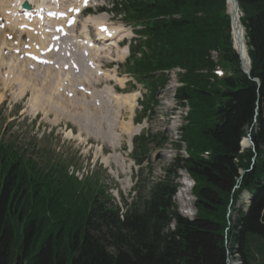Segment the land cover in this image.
Segmentation results:
<instances>
[{
  "label": "trees",
  "instance_id": "16d2710c",
  "mask_svg": "<svg viewBox=\"0 0 264 264\" xmlns=\"http://www.w3.org/2000/svg\"><path fill=\"white\" fill-rule=\"evenodd\" d=\"M237 1L250 75L233 50L227 0L117 4L139 37L128 71L150 88L151 104L168 84L164 72L179 68L185 73L175 100L190 106L176 148L180 154L185 146L188 157L179 155L122 216L107 191L84 193L75 178L63 177L66 169L39 167L27 158L28 146L0 133V264H227L232 252L241 264H264V0ZM213 52L233 70L221 82ZM249 133L255 148L243 150ZM144 136L138 143L145 146ZM135 150L142 163L147 150ZM182 170L195 182L192 220L175 202ZM244 192L250 205L236 208ZM231 207L237 218L227 232Z\"/></svg>",
  "mask_w": 264,
  "mask_h": 264
},
{
  "label": "rangeland",
  "instance_id": "374dc122",
  "mask_svg": "<svg viewBox=\"0 0 264 264\" xmlns=\"http://www.w3.org/2000/svg\"><path fill=\"white\" fill-rule=\"evenodd\" d=\"M109 3L107 2V6ZM108 7V9H112L113 6L110 4ZM225 14L229 16L228 6ZM106 15L112 19L111 24L120 27L124 32V37L126 38L124 46L135 38L133 34L134 28L132 25L125 23L124 17L116 16L110 10ZM242 17L243 14L240 10V18L242 19ZM230 28L232 39V24ZM138 29H140L139 26ZM117 53L118 51L114 49L112 52L114 57L105 60V66L108 73L114 74L116 72L119 78H114L113 81L109 82H101L100 88L111 84L120 93L138 94L136 100L139 97V105L133 104L135 113L125 110L123 111V118L126 124L133 119L134 127L137 129L142 128L141 132L139 133V130V134H137L140 135L143 132L145 133L144 138H148L145 146L143 143L137 142L135 147V149L144 147L147 150L146 158L142 163L137 162L135 159L137 157L136 150L130 147L126 135L123 134L120 146L114 149L106 141L95 139L84 131L80 132L79 127L75 125L76 123L74 124L65 119L56 123L55 116L51 112L49 114L42 111L33 112L30 106V93L20 100H15L10 92L6 93L5 100L3 99L0 102V133L4 134L5 139L13 137L20 144L28 146L27 158L36 162L39 167L51 170L53 166H59L63 172L66 169L63 177L75 178L85 188L84 193L90 188L105 190L111 195V202L125 210L137 204L141 194H148L154 185L164 180L165 172L172 168L174 161L179 155L183 158L188 157L185 152V146H183L180 154L177 153L176 149L181 139V128L187 109L182 111L174 98L176 90L181 86L178 81L180 71L176 68L166 73V77L169 80L168 84L156 93V104L153 106V114L147 112V116L145 115L149 120L137 125L136 122L143 115L140 112L143 98L145 97L146 106L148 105V98L151 97L149 94L150 89L140 85L129 75H126L123 67L126 56L119 61L116 58ZM212 57L217 65L214 75L216 81L221 82L224 78L230 77L233 70L230 66L223 64L219 58L220 54L213 52ZM126 68L128 72L129 67L127 66ZM158 75L160 76V74ZM119 79L124 82L123 88L117 82ZM3 92L1 91V93ZM118 133L122 135L120 129ZM80 135L82 136L80 137ZM153 137H158V139L164 137L167 142L165 145L158 147L155 145ZM112 155H117L120 158V162L115 163V161L110 160V163L106 164L105 159ZM178 175L179 178L176 181L178 190L175 195V202L183 216L194 219L197 209L195 207L196 199L193 194V187H191L194 184L193 179L185 170L179 171ZM185 179H188V182ZM185 184L187 188H185ZM184 188L188 190V198L190 199L183 206L185 209L181 206L183 204L178 198L179 192ZM240 205L245 207L244 201L238 203L236 208H239ZM184 212L188 214L185 215ZM228 217H230L231 223L227 232L237 218V213L233 207L229 209ZM227 247L228 249L231 248V242H228ZM229 255L228 264H241L233 252L229 253Z\"/></svg>",
  "mask_w": 264,
  "mask_h": 264
},
{
  "label": "bare ground",
  "instance_id": "6f19581e",
  "mask_svg": "<svg viewBox=\"0 0 264 264\" xmlns=\"http://www.w3.org/2000/svg\"><path fill=\"white\" fill-rule=\"evenodd\" d=\"M20 2L27 1L0 0V102L5 100L8 92L12 93L15 100H20L30 93V106L33 112L42 111L46 114L51 112L55 116L56 123L62 119L76 123L80 132L84 131L95 139L106 141L114 149L120 146L123 134L127 136L131 144L140 129L134 127L132 118L128 124L124 123L123 111L130 110L134 113L133 104L137 103V95L118 93L110 84L102 89L95 85L102 80L113 81L114 78H119L116 72L110 74L104 70V75L98 77L97 70L94 68L96 65L100 67V57L108 58L111 50L96 48L90 61L92 65L88 66L84 74L82 71L78 76L74 75L75 67L73 66L78 63L76 50L84 46V40L81 38L80 41L75 40L73 47L70 44L64 55L65 48L62 46L49 53L48 47L45 48L47 55L43 58L46 61H42L41 64L25 59L28 52L35 57L36 48L43 47L51 35L40 34L35 21L17 18L19 15L17 4ZM227 6L229 14L232 13L233 46L240 54L243 63L248 66V47L245 31L241 26L240 12H235L232 0H227ZM101 21H107V19L100 16L94 18L91 23L99 24ZM85 24L87 25L88 22ZM114 30L118 31L115 27ZM117 50L121 51L116 57L119 61L123 60L127 48L117 47ZM54 53L57 55L56 63L51 61L54 59ZM117 82L123 88V80L119 79ZM1 91L4 92L1 93ZM119 129L122 135L118 133ZM242 145L247 146L248 141L245 139ZM110 160L115 163L120 162L117 155L106 158V164H109ZM185 180L188 182V179ZM186 186L185 184V188ZM185 188L178 195L183 204L182 207L190 201L188 190ZM184 214L188 213L184 212Z\"/></svg>",
  "mask_w": 264,
  "mask_h": 264
},
{
  "label": "water",
  "instance_id": "95a60500",
  "mask_svg": "<svg viewBox=\"0 0 264 264\" xmlns=\"http://www.w3.org/2000/svg\"><path fill=\"white\" fill-rule=\"evenodd\" d=\"M232 1H233L234 5H235V12L238 13V11H239V4H238L237 0H232ZM230 18L232 20V13L230 15ZM238 55H239L240 60H241V65H242L243 72L245 74H247V75H250V72H251V60H250V58L249 57L247 58L248 59V66H246V64L243 63L242 58H241V56H240L239 53H238ZM255 81L258 83V80H255ZM246 140L248 141V144L250 146L255 147L250 134L248 135V137H247Z\"/></svg>",
  "mask_w": 264,
  "mask_h": 264
}]
</instances>
